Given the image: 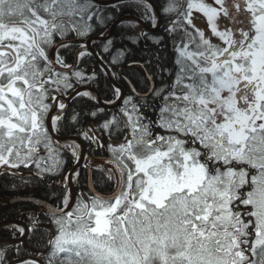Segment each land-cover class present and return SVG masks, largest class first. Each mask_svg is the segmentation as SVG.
I'll use <instances>...</instances> for the list:
<instances>
[{
	"label": "snow or ice",
	"instance_id": "6c2138e0",
	"mask_svg": "<svg viewBox=\"0 0 264 264\" xmlns=\"http://www.w3.org/2000/svg\"><path fill=\"white\" fill-rule=\"evenodd\" d=\"M137 4L141 20L155 28L158 16L173 17L165 31L182 33L175 72L162 69L171 83L156 87L146 74V91L122 98L114 90L122 107L101 125L111 191L90 186L91 195L73 197L66 189L55 207L36 201L55 231L46 258L22 264H264V0ZM106 10L98 0H0V170L57 171L62 150L82 158L80 144H61L55 133L66 119L78 122L79 113L65 116L70 90L96 99L78 87L95 74L60 50L78 47L75 61L95 55L103 63L83 38L106 26ZM140 38L152 37H132ZM111 46L109 39L103 52L117 65L124 50ZM79 134L104 147L95 125Z\"/></svg>",
	"mask_w": 264,
	"mask_h": 264
},
{
	"label": "trees",
	"instance_id": "16d2710c",
	"mask_svg": "<svg viewBox=\"0 0 264 264\" xmlns=\"http://www.w3.org/2000/svg\"><path fill=\"white\" fill-rule=\"evenodd\" d=\"M158 3H164V0H158ZM106 6L107 10L104 12V15L110 17L106 21V26L98 27L94 25L93 32L83 39L88 40L97 36L108 35L109 29L118 22V19L120 20L114 28L113 34L107 40L93 42V48L103 58L104 64L110 67L111 73H115L113 79L118 86H121L125 90V96H132L133 90L139 94L148 89L149 82L146 74L152 76L156 87H160L162 83L170 84L173 77L168 75V71L175 72L174 60L176 53L174 41L178 43V36L182 35V33L169 34L165 31L166 28L171 27L169 20L173 17L164 18L161 27L157 31L148 32L144 30L140 22L128 17H141L142 9L138 7L137 0H118L115 3L106 4ZM144 22L149 27L152 26L151 21ZM140 31L147 32L149 37L152 38L132 39V37L138 36ZM73 36L74 34H70L68 39H72ZM75 39L81 38L76 37ZM109 39L112 40L110 52L115 53L117 49L124 50V56L117 65L107 63L110 56L103 52V48ZM157 40L160 42L157 43ZM77 50L78 47H73L68 50L61 49L60 52L67 63L72 64L76 62L79 68L85 70L86 75L91 76L93 73L95 74L91 83L79 86L96 87L100 91L104 102L114 100L115 103H104L102 105L99 102V98L91 90L84 91H88L95 96V100L84 96H73L68 108L65 110V116L67 118L73 112L79 113L78 122L66 119V123L61 125L57 135L66 137L76 136L84 141L86 145L87 154L84 165L76 171L78 175L74 173L73 177L77 196L82 192L91 195L89 192L90 181L94 185V190L104 195L111 191L110 183L105 182L103 179L104 170L109 167L107 162L111 159V154L107 148L109 144L108 133L101 128V125L113 113H119L122 103L115 106L119 100L115 98L114 90L118 88L122 94V88L117 87L111 81L109 76H107L104 66L97 61L94 55L75 61ZM54 55L55 49H52L50 56ZM162 69L168 71H162ZM71 93L72 91L70 90L64 98H67ZM98 109H103V112H98L97 116L90 115V112L98 111ZM148 115L153 119L156 118L155 113H148ZM93 125H95V131L98 134L100 143L104 147H99L96 143H90L79 134L82 130L89 129ZM154 131H159V129H155ZM112 140L122 141L123 136L114 134ZM72 142L73 140L60 141L61 144ZM62 153L64 163L57 171L37 174L38 170L34 165L31 168L22 167L7 172L0 170V223L7 222L8 220H21L28 225L29 229H32L27 238L18 242L9 241V239L19 240L24 236L18 231L19 227H24L22 224L11 222L0 226V239L6 241L0 244V250H5L4 256L7 264L13 260L31 256L37 257V260H44L47 256L48 248L46 247V241L50 231H55V225L50 222L48 216L40 215L41 209L36 201L44 200L50 205L57 206L65 190H70L69 173L77 162L73 160L67 151L62 150ZM40 154L46 156L43 149H41ZM34 217L39 218L41 225L39 229L32 228Z\"/></svg>",
	"mask_w": 264,
	"mask_h": 264
},
{
	"label": "water",
	"instance_id": "95a60500",
	"mask_svg": "<svg viewBox=\"0 0 264 264\" xmlns=\"http://www.w3.org/2000/svg\"><path fill=\"white\" fill-rule=\"evenodd\" d=\"M117 1H118V0H106V1L98 0L99 3L104 4V5H106V4H111V3H115V2H117ZM128 17H131V18L135 19L136 21L140 22V23L144 26V30H145V31H148V32H155V31H157V30L160 28V24H161V22H162V19L159 18V20H160L159 25H158L157 27H155V28H152L151 26L149 27V25H148L146 22H144L143 20H141L140 18H136V17H133V16H128ZM158 17H159V16H158ZM119 22H120V20L118 19V22H116V23H115V24L109 29L110 34L108 35V37H97V38L89 39V40H88L89 50H91L93 53L97 54V52L95 51V49L92 47L91 42H92L93 40H97V39H99V40H107V39L113 34V30H114V28L118 25ZM94 56H95V55H94ZM95 57H96V56H95ZM97 61H99V63H100L101 65L104 66V68H105V70H106V72H107V75L113 80V76L111 75L110 69H109L104 63H102L100 60H97ZM115 85L117 86V84H115ZM119 87H120V86H119ZM120 88H121V87H120ZM82 89H85V88H84V87L79 88L80 91H81ZM86 89H87V88H86ZM122 90H123V93H122L121 97L123 98V97H125V96H124L125 91H124L123 88H122ZM72 97H73V95H71L70 97H67V105H69L68 103H70V100H71ZM99 102H100L102 105H104L103 100H102L101 98L99 99ZM120 104H121V100H120L116 105H120ZM67 107H68V106H67ZM55 138L58 139V140H66V139H69V138H73V139H76L77 141L81 142L82 152H83V153H82V158L80 159V161L78 162V164H77V165L71 170V172L69 173V174H70V175H69V185H70V187H71V193H72L73 197H76V196H77V192H76L75 185L73 184V176H74V171H75L77 168H81V166L84 164L83 162H84V160H85L86 153H87V152H86V146H85V144L83 143V141L79 140L77 137H74V136H69V137H66V136H59V135H57V134L55 133ZM91 187H93V184H91ZM93 188H94V187H93ZM94 191H95V190H94ZM95 192H96V191H95ZM96 193H98V192H96ZM98 194H99V193H98ZM101 195H102V194H101ZM104 195H106V194H104ZM33 201H34V200H33ZM40 201L46 203L47 205H50L49 203L45 202L44 200H40ZM50 206H52V205H50ZM8 222H9V220H8L7 222H2V223H0V226L5 225V224H7ZM10 222H13V221H10ZM15 222H17V223H22V221H15ZM23 224H24V223H23ZM24 225H25V224H24ZM25 228H26V234H25L24 237L20 238L19 240H14V239H10V240H11V241H18V242L24 240V239L29 235V233H30V231H29V227H28L27 225H25ZM0 241H2V240L0 239ZM31 258H35V257L31 256V257H26V258H21V259L13 260V261H10L8 264H17V261L22 262V261H24V260L31 259Z\"/></svg>",
	"mask_w": 264,
	"mask_h": 264
},
{
	"label": "rangeland",
	"instance_id": "374dc122",
	"mask_svg": "<svg viewBox=\"0 0 264 264\" xmlns=\"http://www.w3.org/2000/svg\"><path fill=\"white\" fill-rule=\"evenodd\" d=\"M194 15H196V14H194ZM202 15V14H201ZM110 34V32H108V35ZM108 35H105V36H97V37H108ZM97 37H95V38H97ZM90 39H92V38H90ZM86 41H88V40H86ZM106 71V70H105ZM107 73V72H106ZM108 76V75H107ZM110 78V77H109ZM111 79V78H110ZM111 81H113V83L115 84V80L113 79H111ZM82 87H84L85 89H82L81 91H84V90H91L92 92H94V94L96 95V97L97 98H101L102 100H103V98L101 97V95H100V91H98V89L96 88V87H92V86H79V88H82ZM117 87H119L118 85H117ZM87 88V89H86ZM71 95H73V93H71V94H69L67 97H70ZM63 101H64V103L66 102V105H67V98H64L63 97ZM103 103H104V100H103ZM69 104V103H68ZM67 106H69V105H67ZM68 108V107H67ZM76 137V136H75ZM69 140H73V141H76L78 144H81L79 141H77L76 139H73V138H69V139H66V140H59V141H69ZM81 152H82V146H81ZM83 153V152H82ZM82 153H81V156H82ZM78 164V163H77ZM76 164V165H77ZM76 165H74L73 167H72V169L76 166ZM71 169V170H72ZM80 168H77L75 171H74V173H76V171L77 170H79ZM71 172V171H70ZM75 175V174H74ZM74 177V176H73ZM70 191H71V189H70ZM13 221V220H12ZM19 221H21V220H19ZM13 222H15V220L13 221ZM8 223H11L10 221L8 222ZM7 223V224H8ZM15 223H17V222H15ZM27 225L25 222H22V223H20V224H22L24 227H25V225ZM17 224H19V223H17ZM28 226V225H27ZM25 230H26V228H25ZM25 234H26V232H25ZM25 234H24V236H25ZM23 236V237H24ZM28 237V236H27ZM26 237V238H27ZM22 238V237H21ZM15 240V239H14ZM9 241H11L10 239H9ZM3 242H6V241H4V240H2V241H0V244L1 243H3ZM35 259H38L37 257H35Z\"/></svg>",
	"mask_w": 264,
	"mask_h": 264
}]
</instances>
